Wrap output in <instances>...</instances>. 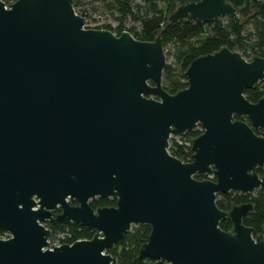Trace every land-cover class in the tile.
Here are the masks:
<instances>
[{"label": "water", "instance_id": "95a60500", "mask_svg": "<svg viewBox=\"0 0 264 264\" xmlns=\"http://www.w3.org/2000/svg\"><path fill=\"white\" fill-rule=\"evenodd\" d=\"M230 1L184 3L168 21L250 15L251 0ZM165 67L159 34L140 42L86 29L73 0H0V231L10 235L0 264H115L105 251L132 225L150 227L138 259L264 264V235L242 223L252 205L215 203L264 188V87L256 103L244 97L264 80V58L225 47L196 58L174 95L162 88ZM197 126L191 161L172 157L171 136ZM96 198L116 203L93 210ZM47 222L94 235L50 250Z\"/></svg>", "mask_w": 264, "mask_h": 264}, {"label": "trees", "instance_id": "16d2710c", "mask_svg": "<svg viewBox=\"0 0 264 264\" xmlns=\"http://www.w3.org/2000/svg\"><path fill=\"white\" fill-rule=\"evenodd\" d=\"M6 6L16 0H1ZM105 2L107 0H104ZM139 3H135V2ZM200 0H111L107 3L108 10H115L120 14L121 21L129 17L138 27L124 29L122 25L113 29L110 26L97 27L96 29L107 30L119 36L123 31L128 32L135 40L140 42H153L159 34L166 58L172 62L166 64L162 73V88L168 94L174 95L187 88L188 84L184 77L189 64L196 58L213 54L222 48L241 51V56L249 52L251 61L253 57L264 58V0H251V9L255 12L245 21L237 18L216 19L212 23L198 24L193 21H178L171 23L166 16L165 8L174 4L183 5L188 2ZM77 0H73L74 3ZM235 8H241L244 0H231ZM84 17V15L79 14ZM170 24V25H169ZM238 52V51H237ZM255 87V86H254ZM253 89L246 90L244 97L250 103H256L261 96L253 94ZM234 119L243 121L250 125L245 117L235 116ZM261 135L259 130L254 131ZM199 131H188L185 136L191 143L199 136ZM168 153L179 160L185 158L183 148L178 146L173 138L170 139ZM191 160L183 161L190 162ZM256 173L264 176V168H257ZM196 180H202L195 175ZM114 198H96L90 201L93 210L102 207L115 206ZM216 206L222 211H229L231 203L234 206L251 204L252 210L247 213L242 223L244 226L253 229V236L264 235V188H259L251 194H239L229 192L216 195ZM45 228L51 232L49 242L60 244H73L77 240H90L94 232L85 227H70L45 223ZM219 228L225 232L230 231L232 226L228 219L220 222ZM150 234V227L137 225L124 235L122 243L107 249L105 254L116 260L115 264H164L161 261L150 259H138V249L145 243ZM4 234L0 231V236Z\"/></svg>", "mask_w": 264, "mask_h": 264}, {"label": "rangeland", "instance_id": "374dc122", "mask_svg": "<svg viewBox=\"0 0 264 264\" xmlns=\"http://www.w3.org/2000/svg\"><path fill=\"white\" fill-rule=\"evenodd\" d=\"M110 2H111V0H107L106 2L104 0H77V2L74 3L73 7H74V10H75L77 15H79V14L84 15L83 18L85 19V28L86 29L101 30V29H96V28L97 27H103V26H110L111 28L115 29L119 25H122V27L124 29H129V28H136L137 29L138 25L135 22H133L129 17H127L125 20L121 21L120 14L117 11L108 10L107 3H110ZM135 3H139V2L137 1ZM177 6H179V4L176 3L172 6H170L168 9L165 8L164 13L166 14V16L168 17L176 9ZM254 12L255 11L251 9L250 15H248L247 17H244V18L239 17V20L242 22L247 20ZM221 19H223V18H221ZM114 35H116V34L114 33ZM233 51L234 52L238 51L237 53H239V52L241 53V51H239V50H233ZM241 57L247 61L248 57H251V56L248 52V53H246V55L243 54ZM171 62H172L171 58H166V64H169ZM263 87H264V80L260 81L258 84L255 85V87L253 89V94L256 96L262 97L263 96ZM195 131H199L200 134L202 133L200 126H197L195 128ZM171 138H173L175 140V142L178 144V146L183 148L185 158L182 160V162L186 161V159L191 160V155H192V152L190 151L191 143L186 141L189 139L185 136V134L180 135V136H171ZM170 139H169V141H170ZM183 163H188V162H183ZM257 175H259V174H257ZM259 176L262 177V175H259ZM201 178H203L202 180H210V181L215 180L214 174L205 175V176H202ZM75 205H76V203H75ZM135 226H137V225H132L130 230H132ZM54 244L56 245L57 243H54ZM51 245H52V243H51Z\"/></svg>", "mask_w": 264, "mask_h": 264}, {"label": "built area", "instance_id": "2783aa9c", "mask_svg": "<svg viewBox=\"0 0 264 264\" xmlns=\"http://www.w3.org/2000/svg\"><path fill=\"white\" fill-rule=\"evenodd\" d=\"M10 238V235L9 234H4L2 237L0 236V239L1 240H7V239H9ZM77 241H81V240H77ZM77 241H75V242H77ZM48 243H49V247H48V249H52V248H54V247H58V246H61L62 244H60L59 242L55 245V244H52L51 245V243L49 242V240H48ZM69 245H71V244H69Z\"/></svg>", "mask_w": 264, "mask_h": 264}, {"label": "flooded vegetation", "instance_id": "af4514ba", "mask_svg": "<svg viewBox=\"0 0 264 264\" xmlns=\"http://www.w3.org/2000/svg\"><path fill=\"white\" fill-rule=\"evenodd\" d=\"M70 205H71V206H74V205H75L74 201H71V202H70ZM53 213H54V214H58V213H60V210L56 209ZM3 234H5V233L3 232Z\"/></svg>", "mask_w": 264, "mask_h": 264}]
</instances>
